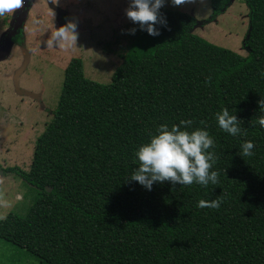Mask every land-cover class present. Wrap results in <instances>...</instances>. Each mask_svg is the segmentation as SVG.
Instances as JSON below:
<instances>
[{"label": "trees", "instance_id": "1", "mask_svg": "<svg viewBox=\"0 0 264 264\" xmlns=\"http://www.w3.org/2000/svg\"><path fill=\"white\" fill-rule=\"evenodd\" d=\"M245 1V57L194 35L193 17L160 8L166 27L157 24L155 37L137 28L108 84L85 78L82 62L70 60L28 171L4 170L36 196L25 216L0 219V240L41 264H264V130L256 121L264 43L252 49L255 7ZM230 2L210 0L207 22ZM221 107L234 111L242 137L218 128ZM181 119L207 125L217 184L164 181L147 191L126 179L136 146L157 125ZM242 139L253 141V155H240ZM218 196V208L196 206Z\"/></svg>", "mask_w": 264, "mask_h": 264}, {"label": "rangeland", "instance_id": "2", "mask_svg": "<svg viewBox=\"0 0 264 264\" xmlns=\"http://www.w3.org/2000/svg\"><path fill=\"white\" fill-rule=\"evenodd\" d=\"M255 7L253 50L264 43V0ZM128 0H24L21 7L0 16V219L23 217L36 193L9 168L28 171L37 139L55 111L64 69L72 59L82 62L85 78L106 85L121 63L137 27L124 14ZM193 17L194 35L219 48L246 56L250 10L245 0H233L223 15L207 22L210 0H182L161 7ZM66 20L76 24V41L64 48L48 47L52 27ZM21 33L20 43L13 40ZM137 32V31H136ZM0 50V51H1ZM0 264H41L33 255L0 240Z\"/></svg>", "mask_w": 264, "mask_h": 264}, {"label": "clouds", "instance_id": "3", "mask_svg": "<svg viewBox=\"0 0 264 264\" xmlns=\"http://www.w3.org/2000/svg\"><path fill=\"white\" fill-rule=\"evenodd\" d=\"M24 0H0V16L21 7ZM165 0H128L124 14L137 27L129 28L128 35H134L137 28L146 32L149 36H158L159 28L167 25V21L160 16L159 9ZM173 5L182 3V0H170ZM76 24L66 20L59 27H52V31L46 41L48 47L64 48L72 46L76 41ZM264 76V71L261 72ZM260 115L256 121L264 130V98L257 101ZM218 128L232 137L243 136L244 130L240 127L241 121L237 120L234 111L221 107L213 114ZM191 119H181L178 123L159 124L154 131L148 134L146 142L136 146L133 151V163L135 168L126 178L135 181L147 191H151L154 182L168 181L171 184L191 185L193 182L204 187L209 183L217 184L218 173L211 170L216 160L214 150L215 141L207 131V125L203 128H192ZM203 124V121H201ZM254 143L251 140H241L239 152L242 156L253 155ZM221 199L197 201L199 208H218Z\"/></svg>", "mask_w": 264, "mask_h": 264}, {"label": "water", "instance_id": "4", "mask_svg": "<svg viewBox=\"0 0 264 264\" xmlns=\"http://www.w3.org/2000/svg\"><path fill=\"white\" fill-rule=\"evenodd\" d=\"M232 1H233V0H231V2H232ZM231 2H230V4H231ZM0 50H1V49H0ZM6 54H7V53H4L3 50L0 51V61H1L2 59L5 58Z\"/></svg>", "mask_w": 264, "mask_h": 264}, {"label": "flooded vegetation", "instance_id": "5", "mask_svg": "<svg viewBox=\"0 0 264 264\" xmlns=\"http://www.w3.org/2000/svg\"><path fill=\"white\" fill-rule=\"evenodd\" d=\"M19 33H20V32H19ZM19 33H18V34H19ZM18 34L15 36V38H14V39H16V37L18 36ZM20 34H21V33H20ZM20 38H21V35H20ZM13 41H15V40H13Z\"/></svg>", "mask_w": 264, "mask_h": 264}]
</instances>
